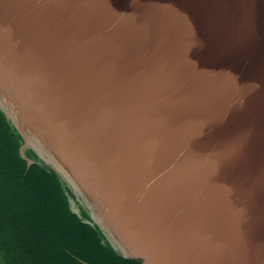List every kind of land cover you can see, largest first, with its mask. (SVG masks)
<instances>
[{
    "label": "water",
    "instance_id": "1",
    "mask_svg": "<svg viewBox=\"0 0 264 264\" xmlns=\"http://www.w3.org/2000/svg\"><path fill=\"white\" fill-rule=\"evenodd\" d=\"M0 223L17 264H264V0H0Z\"/></svg>",
    "mask_w": 264,
    "mask_h": 264
},
{
    "label": "trees",
    "instance_id": "2",
    "mask_svg": "<svg viewBox=\"0 0 264 264\" xmlns=\"http://www.w3.org/2000/svg\"><path fill=\"white\" fill-rule=\"evenodd\" d=\"M2 223H0L1 226ZM0 264H17L16 253L7 248L5 238L0 231Z\"/></svg>",
    "mask_w": 264,
    "mask_h": 264
}]
</instances>
